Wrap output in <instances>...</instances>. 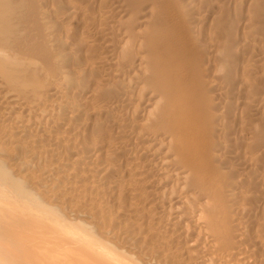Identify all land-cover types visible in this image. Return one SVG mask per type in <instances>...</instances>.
<instances>
[{
    "label": "bare ground",
    "instance_id": "1",
    "mask_svg": "<svg viewBox=\"0 0 264 264\" xmlns=\"http://www.w3.org/2000/svg\"><path fill=\"white\" fill-rule=\"evenodd\" d=\"M0 264H264V0H0Z\"/></svg>",
    "mask_w": 264,
    "mask_h": 264
}]
</instances>
